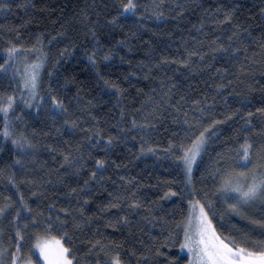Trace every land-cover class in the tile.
Wrapping results in <instances>:
<instances>
[{
    "label": "trees",
    "instance_id": "16d2710c",
    "mask_svg": "<svg viewBox=\"0 0 264 264\" xmlns=\"http://www.w3.org/2000/svg\"><path fill=\"white\" fill-rule=\"evenodd\" d=\"M131 2L0 0V264L52 239L72 264H186L195 200L264 247V200L226 190L264 173V0Z\"/></svg>",
    "mask_w": 264,
    "mask_h": 264
},
{
    "label": "snow or ice",
    "instance_id": "6c2138e0",
    "mask_svg": "<svg viewBox=\"0 0 264 264\" xmlns=\"http://www.w3.org/2000/svg\"><path fill=\"white\" fill-rule=\"evenodd\" d=\"M132 8H134V5L129 0L124 10L127 12ZM12 51L16 50L13 49ZM34 80L35 77H33V87L35 86ZM2 111L7 113V108L2 109ZM202 140L203 137L193 145V149L190 150L191 155L188 152L185 153L184 159L189 172H191V164L195 161V156L198 154ZM250 148L251 145H245L243 149L246 162L249 160ZM98 167H103L102 162H98ZM240 177L247 179L245 173H240ZM226 184L229 186L226 190L237 193L240 200L245 203L257 199L264 200V173L258 176L253 174L251 182L243 186L239 183L233 185L231 180L226 181ZM170 195H175V193H170ZM194 207H200V223L195 229L199 239L193 241L192 236L185 232V243L182 248L187 249L193 255L196 264H264V247L249 250L247 247H240L239 245L230 246L224 239L216 235L211 221L207 219L204 208L199 206L198 203ZM232 210L235 211L234 208ZM261 227H264V224ZM193 244H195V247H193ZM37 247L40 248V253L44 257L46 264H72L71 259L67 258L69 250L60 245L59 241H56L55 249L48 245H37ZM113 264H120L118 257L114 258Z\"/></svg>",
    "mask_w": 264,
    "mask_h": 264
},
{
    "label": "rangeland",
    "instance_id": "374dc122",
    "mask_svg": "<svg viewBox=\"0 0 264 264\" xmlns=\"http://www.w3.org/2000/svg\"><path fill=\"white\" fill-rule=\"evenodd\" d=\"M201 147H202V144L199 146L198 153H199V150L201 149ZM189 155H191V153H189ZM197 156H198V154L195 156V161L191 164V172L188 171V167L185 163V166H186V185H187V188L190 192H192V190H193V174H194L193 171H194L195 166H196L197 161H198ZM184 162H185V160H184ZM197 203H198L197 201H190L188 204L189 216H188L187 226H186V230H185V232H188L192 236L193 241H196L199 239V236L196 234V230H195L196 226L199 225V223H200V207H194V205H197ZM199 206H202V205L199 204ZM205 213H206V211H205ZM207 219L209 221H211L210 218L208 217V215H207ZM211 225H212V223H211ZM212 228L214 229L213 225H212ZM216 235L219 236L217 233H216ZM56 241H59L60 245L65 247L63 242L61 240H58V239H52L50 241H46V242L42 243L41 246L48 245L52 249H55L56 248ZM225 242L228 243L226 240H225ZM184 243H185V239H184ZM229 245L232 246L231 244H229ZM193 247H195V244H193ZM182 254L185 255L188 259L186 261V264H196V261H195L193 255L191 253H189L187 251V249L182 248ZM67 258L70 259L68 257V254H67ZM36 264H46V261L44 260V257L41 255V253H39V260L37 261Z\"/></svg>",
    "mask_w": 264,
    "mask_h": 264
},
{
    "label": "bare ground",
    "instance_id": "6f19581e",
    "mask_svg": "<svg viewBox=\"0 0 264 264\" xmlns=\"http://www.w3.org/2000/svg\"><path fill=\"white\" fill-rule=\"evenodd\" d=\"M194 172V171H193ZM196 201V200H195Z\"/></svg>",
    "mask_w": 264,
    "mask_h": 264
}]
</instances>
